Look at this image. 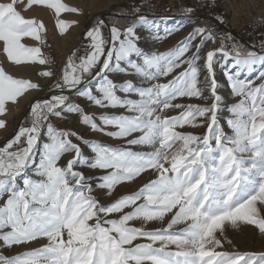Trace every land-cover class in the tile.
Masks as SVG:
<instances>
[{"label": "snow or ice", "instance_id": "6c2138e0", "mask_svg": "<svg viewBox=\"0 0 264 264\" xmlns=\"http://www.w3.org/2000/svg\"><path fill=\"white\" fill-rule=\"evenodd\" d=\"M18 2H0L3 52L16 65L24 61L47 64L40 47L21 43L23 37L42 40L44 25L25 18ZM34 4H48L59 13L79 11L61 0H28L29 6ZM183 11L190 14L194 9ZM130 12L136 15L130 24L118 26L115 19L97 17L86 27L85 54L77 55V49L68 57L52 88L55 94L34 98L24 123L0 146V264H264V253L215 250L222 247L217 232L239 228L241 221L264 233V217L257 207L258 202L264 206V70L255 81L240 79L238 71L225 73L232 95L241 98L228 107L226 124L232 135L225 132L218 116L223 97L215 74L218 54L222 63L231 60L241 70L252 71L255 64H264V43L257 50L230 33H219L216 26L205 25L193 27L169 51L144 53L136 25L148 17L141 14L139 4L130 6ZM215 20L217 25L226 23L220 15ZM56 23L61 33L69 26L61 19ZM180 27L152 37L166 39ZM213 40L218 41L216 46L206 48ZM113 68L151 83L146 87L132 80L116 83L108 74ZM202 71L206 73L203 80ZM40 75L55 73L49 69ZM169 76L167 82H158ZM97 77L99 95L91 85ZM82 85L84 90L78 91ZM39 87L0 65V116L8 111V101L15 102L27 90ZM73 91L95 106L123 111L101 114L102 125H98L72 102ZM178 98L211 102L174 103ZM171 109H179V114L169 115ZM65 113H81L84 125L123 143L105 145L56 127L52 119ZM7 124L0 118V129L7 131ZM201 125L206 128L203 134L177 130ZM109 126L114 130L108 131ZM42 133L47 140L41 147ZM81 143L88 144L91 157L85 156ZM77 165L87 168L80 170ZM92 170L101 174L96 176ZM149 170L155 179L112 199L118 185ZM94 190L109 202H102ZM166 216V227L145 226ZM134 221L141 226H134ZM41 239L46 243L23 256L3 251Z\"/></svg>", "mask_w": 264, "mask_h": 264}, {"label": "rangeland", "instance_id": "374dc122", "mask_svg": "<svg viewBox=\"0 0 264 264\" xmlns=\"http://www.w3.org/2000/svg\"><path fill=\"white\" fill-rule=\"evenodd\" d=\"M139 1H141V3H142L143 0H122L121 2H117L108 8L98 9L91 17H89V10H90L89 0H70L69 7L77 8V9H79V11H77V12L64 11V12L73 13V14L78 16L73 22L69 21L68 27H70L71 25L81 23L82 24V26H81L82 30L80 29V32H79L80 37H79L76 45L62 57L61 56V50L63 49L64 46L61 44L59 38L53 36L46 29L45 22L42 21L39 17H37L36 15L30 16L29 10L34 9V11H35V9H37V8L43 9L46 12H48L49 14H51L55 20L56 19L58 20L60 15L64 12L59 13V12L55 11V9L51 8L48 4H34V5L29 6L28 0H19V2L17 4V8L25 18L35 19L41 23L43 22L44 30L41 33L42 40H37V45H38V47L41 48L42 57L48 61L47 70L50 69L55 73V75L53 77H50L47 84L43 87V89L37 95H35L32 98V100L34 98H47L49 95L55 94L52 92V88H53L55 82L60 78L62 71H63V68L67 62L68 57L71 56L72 53L74 51H76L77 49H79L77 55L82 56L85 54V51H86V46H85L86 44L85 43L87 42V44H88V41L86 40L83 33L86 30V27L92 21H94L97 17H101V18H105L106 20H109L108 16L113 12L127 13L125 11L126 10L130 11V6L137 5V3ZM180 1L175 0V6H173V7L170 5V0H148L149 3L147 2L146 4H139V5L141 6V14L146 15L148 18H155V19L168 18V19L173 20L176 18L174 15L185 14L186 17L188 18V20L202 23L204 26L205 25L216 26L217 31L219 33H221V26L222 25H217V24H215L216 22H211V21L205 23L199 17L195 16L194 12L187 14L186 12L183 11V9H185V8L199 7V6L203 5V3L204 4L208 3V5H206V8L204 9V12L209 13V14H215L216 16L217 15L222 16L232 30V32H228V33H230L233 37H235L236 40L239 41L241 44H243L245 46H252V45H249V42H247L248 41V39H246L247 36L253 37V40L250 41V43L255 45L257 50L259 49L260 45L262 43H264V22H262V21H264V19L248 18L247 9H245L244 12H242V19H243L242 23L239 25H235L232 23V13H231V9H230V5H229L228 0H180ZM252 1L257 2L259 5L261 0H252ZM0 2L6 3V2H9V0H0ZM61 2L65 4V0H61ZM187 2H188V4H190L189 6L187 5ZM249 4H252V2H249ZM208 8H211V10H208ZM176 9L179 10V13L170 14L172 10L174 11ZM52 11L55 13H53ZM129 13H130L129 16L131 18H134L136 16V15H133L131 12H129ZM157 13H160V15H158ZM167 13H169V14H167ZM55 14H56V16H55ZM258 28H262V29L258 30ZM150 31L152 33H155V32H159L160 30L157 29L155 31L154 28H151ZM224 31L221 34H223ZM159 34L161 35V32H159ZM105 35L108 36L107 31L105 32ZM241 36L244 38L245 41L241 39ZM31 38H33V37H31ZM33 39H35V38H33ZM102 59H103V57H102ZM220 63H221V60H220V57L218 54V56L216 58L215 66H218ZM229 64L230 63H227L226 65H229ZM226 65L223 69V74L220 76L219 79H218L219 75L216 74L217 79L219 81L218 94H220V95L222 94L221 96L223 97V100L221 101V107H220L219 112H218V116L220 119L221 126L224 127L225 132L228 135H232L233 134L232 129L229 128L226 124V120L230 116V113L228 112V107L233 103H238L241 98L239 97L237 100L234 101V98L236 96L232 95V90L230 88L229 82L226 81V79H225V73L228 70H231L233 72H237V71L230 69V68H227ZM121 66L123 67L124 65L122 64ZM263 69L264 68H262V69L261 68L260 69L254 68L251 71L250 75L247 74V70L245 69V70H243L242 73H239V78L240 79H252L255 81L256 76L258 75L259 71L263 70ZM108 74H109V76H111L110 78L116 80V79H118V77L121 73H120V71H117L115 68H113ZM205 75H206V73L202 71L201 75H200L201 80H203ZM99 80H100V77H97L96 79H91V85H92L93 91H94L93 93L96 95L99 94V93L95 92L96 91V85L98 84ZM134 81H137V80H134ZM84 87L85 86L82 85L81 89H79L78 91L84 90ZM205 92H207V91L205 90ZM32 100L28 103L26 108L23 110L22 116L18 122L19 125L23 123L26 115L30 114L29 106L33 102ZM71 100L73 103H76L77 105L81 106L82 113L84 111V113L88 114V109L91 106V104L88 105L90 101H88L83 96L76 95V93L74 91L71 94ZM188 102L201 104V103H210L211 101H202V100L197 99V98H190V99L189 98H178L176 101H174V103H181V104H184V103L189 104ZM179 111H180L179 109H171V110H169L168 114L175 116V115L179 114ZM70 114H73V116H71ZM74 115H76V116H74ZM61 118H58L59 121L57 118L52 119L53 124L58 128H62V125L69 123L70 120H73V122H75V123L76 122L82 123V114L81 113H65ZM95 122L98 123V120L95 119ZM18 124H17V127L8 136H4V135L1 136L0 135V146H3V144L6 143L7 139H10L11 136L14 135L15 131L18 128ZM82 125H84V124H82ZM86 126H88V125H85V127ZM111 130H114V129H111ZM111 130H109V131H111ZM177 130L178 131H191V132H194L195 134H203L206 131V128L203 125L196 127V128H192L191 126H185L184 128H182V129L178 128ZM105 136L106 135H104V134L101 136L95 135V136H89L87 139L93 140L97 143L110 145V146H118V145L123 143L122 140L113 139L111 137L109 138L108 136H107L108 139L104 140L103 138ZM46 140H47L46 135H44L42 133L41 141H40L41 147H42L43 143L46 142ZM173 147L175 149L176 147H178V145H174ZM81 148L83 149V152L85 153L86 157H91L93 155L91 153L87 143L82 144ZM134 150H136V151H147L148 150L149 151L151 149L146 148V147L145 148L134 147ZM39 156H40V153H39V151H37V154H36V162L37 163L39 161ZM79 166L80 165H77V168ZM80 167H82V170H85L87 168V166H85V165H81ZM33 169H34V166H33ZM92 171L96 176H99L101 174V172L99 170H92ZM30 173H32V170L29 171V174ZM33 178H35V177H33ZM151 179H155V174L151 170H149L148 172L137 177L134 181L122 182L112 192V199L118 198V197H120V195L128 194L130 192H134V191L138 190L139 187H141L144 183H147ZM18 183L21 185V187L23 186L22 185V179L18 178ZM105 191H107V190H105ZM93 194L97 195L98 198H101L102 202H104V203L109 202V200H107L106 198H103L102 194L98 193L96 190H94ZM2 203H3V201H0V204H2ZM257 207L260 209V215L262 217H264V206H262L258 202ZM250 208H251V206H249V209L245 210V214L247 213V211L250 210ZM126 211H127V209H126ZM116 215L117 214H113V216L111 218H115ZM168 219H169V217L166 216L164 221L149 222L145 226L148 229H156V228L166 227ZM132 223L136 227L141 226L140 221H134ZM239 223L241 224V227H239V228H237V227H226L223 234H221L220 232H217V234H216L217 238L222 240V247L221 248L217 247L215 250L216 251L229 252V253H235V252H239V253H264V233L259 231L258 226L247 224L243 221H241ZM181 227H183V225H181ZM43 241L44 240L41 239L39 241H34L30 244L16 245V246H13L11 249H3V251H4L5 255L20 254L23 256L24 253H26V252L34 249V248H39L44 243H46V242L43 243ZM229 241H230V243H229ZM137 242H144V241H135L134 243H137ZM210 246H213V245H210ZM226 246H227V248H226ZM171 250H175V246H171Z\"/></svg>", "mask_w": 264, "mask_h": 264}, {"label": "bare ground", "instance_id": "6f19581e", "mask_svg": "<svg viewBox=\"0 0 264 264\" xmlns=\"http://www.w3.org/2000/svg\"><path fill=\"white\" fill-rule=\"evenodd\" d=\"M121 1L122 0H89V4H90L89 17H91L98 9L108 8L112 5H114L115 3L121 2ZM228 2H229L231 13H232V23L235 25H239L242 23V21H243L242 12H244L245 9H247L248 18L264 19V0H261L259 5L257 2L252 1V0H228ZM249 2H252V4H249ZM69 3H70V0H65L66 5L69 6ZM29 13H30L29 14L30 16L36 15L42 21H44L46 24V29L53 36L59 38L61 44L64 46L63 49L61 50V56L62 57L76 45V43L80 37L79 32H80V29L82 26L81 23L71 25L70 27L67 28V30L65 32L61 33L59 31V27L56 23L57 19L55 20L53 18V16L51 14H49L48 12H46L45 10L37 8L34 11V9H31V10H29ZM53 13H55V12H53ZM55 16H56V14H55ZM77 17L78 16L73 14V13L64 12L60 15V17L58 19L65 20L68 22L69 21L73 22ZM178 26H181L179 31H174V32H172L171 35L167 36L166 39H161V40H154L152 37L153 33L150 31L151 28H154L155 31L157 29H159L160 30L159 32H161V36H163L166 30L175 29ZM196 26H204V25L202 23H199L196 21L188 20V18L186 17L185 14L177 16L173 20L168 19V18H158V19L148 18L146 22L138 23L136 25V31L141 36V40L139 41V46L143 50L144 53H151L152 51H156V52L169 51L179 41L183 40L184 37L187 36L188 33L191 31V29L193 27H196ZM159 32H158V34H159ZM21 43H23L24 45H26L28 47H38L37 40L33 39L31 37H23L21 40ZM217 43H218L217 40H213L208 45H206V48L210 49L212 47H215ZM227 63H230V64L226 65ZM0 65L5 66V69H6V71L9 72V74H12V75L16 76L17 78L29 79L32 82L40 85L39 88L27 90V92H25L21 97H19L17 99V101H15V102L8 101L7 102L6 107L8 108V111L3 116H0V118L6 119V121L8 122L7 131H5L4 129L3 130L0 129V131H1L0 135L1 136H3V135L8 136L17 127V124H18V122L22 116L23 110L26 108V106L32 100V98L35 95H37L43 89V87L49 81L50 77H45V76L40 75V73L47 70V64L41 65V64H39L38 61H24L20 65H16L14 62L9 61L6 57V53L3 52V42H0ZM225 65L227 66V68L236 70L239 73L243 72V70H241L239 66L234 68L231 60H229V62H226V63L221 62L218 66H215V74L219 75L218 79L223 74V69H224ZM254 68H257V69L261 68L262 69V68H264V64L257 63L254 65ZM177 71H180V69H178ZM120 73L121 74L119 75L118 79H116V80L113 79L114 82L123 83L125 80H132L133 82L136 83V85L138 87L139 86L146 87L147 84L151 83V81L144 82V77H142V76L129 75L127 73H122V72H120ZM247 74L250 75L251 71L247 70ZM169 79H171V76L160 77L158 82H161V83L167 82V80H169ZM134 80H137V81H134ZM118 94L124 95L122 92H118ZM133 98H136V97L133 96ZM238 98L239 97H235L234 101L237 100ZM90 104H91V106L88 109V114L92 115L94 119L98 120V123H97L98 125H102V121L99 119V116L101 114H116V113L122 112V109H119V110L118 109H111V108L105 109V108H101L99 106H95L92 102H89L88 105H90ZM83 113H84V111H83ZM70 115L73 116V114H70ZM74 116H76V115H74ZM58 121H59V119H58ZM82 124L83 123H77V122L75 123V122H73V120H70L69 123L63 124L62 128L77 131L82 136H85L86 138H88L89 136H95V135L101 136V135H103V133L93 131L90 128V126L85 127V125H82ZM111 129H113V128H111L110 126L107 127L108 131ZM72 139L74 140V142L80 143V141L77 140L76 137H72ZM103 139L107 140L108 139L107 135ZM81 145H82V143H81ZM63 162H64V158H62L61 163H63ZM80 166L78 168L80 170H82V167H80ZM30 174H32V173H30ZM44 242H46V240H44L43 243ZM226 248H227V246H226Z\"/></svg>", "mask_w": 264, "mask_h": 264}, {"label": "trees", "instance_id": "16d2710c", "mask_svg": "<svg viewBox=\"0 0 264 264\" xmlns=\"http://www.w3.org/2000/svg\"><path fill=\"white\" fill-rule=\"evenodd\" d=\"M147 2H148V0H143L142 3H141V1H139L137 4H146ZM187 5L189 6L190 4H188V2H187ZM206 5H208V3H205V4L203 3V5H201L199 7H193L195 16L199 17L205 23L211 21V22H216L215 24H217V21L215 20V17H216L215 14H209V13H205L204 12V9L206 8ZM208 10H211V8H208ZM125 12H127V14L113 12L114 14L111 13L108 16V19L109 20L115 19L117 21L118 26H123V25H127V24L132 23V21L136 19V16L134 18H131L129 16V14H130L129 12L130 11L129 10H126ZM175 13H179V10L178 9H176L174 11L172 10L170 14H175ZM157 14L160 15V13H157ZM167 14H169V13H167ZM222 26H221V33L224 30H225L224 33L225 32H227V33L228 32H232V30L229 27L228 23H224ZM260 29H262V28H258V30H260ZM241 39L244 40V38L242 36H241ZM246 39H248L247 42H249V45H253L252 43H250V41L253 40V37L252 36H247ZM24 121H23V123H24Z\"/></svg>", "mask_w": 264, "mask_h": 264}, {"label": "built area", "instance_id": "2783aa9c", "mask_svg": "<svg viewBox=\"0 0 264 264\" xmlns=\"http://www.w3.org/2000/svg\"><path fill=\"white\" fill-rule=\"evenodd\" d=\"M178 1H180V0H178ZM181 2V1H180ZM170 5L173 7V6H175V0H170Z\"/></svg>", "mask_w": 264, "mask_h": 264}, {"label": "water", "instance_id": "95a60500", "mask_svg": "<svg viewBox=\"0 0 264 264\" xmlns=\"http://www.w3.org/2000/svg\"><path fill=\"white\" fill-rule=\"evenodd\" d=\"M180 15H182V14H176V15H174V16L177 17V16H180ZM33 100H34V99H33ZM33 100H32V101H33ZM18 126H19V124H18Z\"/></svg>", "mask_w": 264, "mask_h": 264}, {"label": "crops", "instance_id": "0c3cea01", "mask_svg": "<svg viewBox=\"0 0 264 264\" xmlns=\"http://www.w3.org/2000/svg\"><path fill=\"white\" fill-rule=\"evenodd\" d=\"M85 44H86L85 46H87V42Z\"/></svg>", "mask_w": 264, "mask_h": 264}]
</instances>
